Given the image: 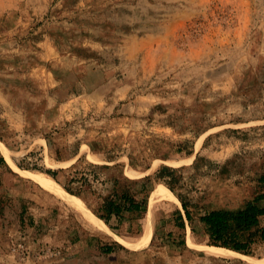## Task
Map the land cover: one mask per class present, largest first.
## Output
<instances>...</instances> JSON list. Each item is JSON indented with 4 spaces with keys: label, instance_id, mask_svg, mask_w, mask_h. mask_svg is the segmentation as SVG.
<instances>
[{
    "label": "rangeland",
    "instance_id": "374dc122",
    "mask_svg": "<svg viewBox=\"0 0 264 264\" xmlns=\"http://www.w3.org/2000/svg\"><path fill=\"white\" fill-rule=\"evenodd\" d=\"M205 1L177 25L170 14L194 0H0V141L11 159L0 151L6 161L47 175L75 165L65 179L92 181L91 190L77 196L95 215L112 191L111 177L119 178L118 189L128 185L134 193L140 184L126 179L149 175L154 189L165 185L155 177L162 165L185 167L176 192L196 203L195 217L252 198L264 172V0ZM157 32L170 37L153 43L163 47L158 54L127 41ZM178 208L171 199L151 204L152 243L132 256L143 259L138 264L264 260V242L251 260L210 259L203 248L207 234L176 228ZM147 209L125 213L121 222L112 217L113 232L129 242L139 238ZM72 213L47 214L69 238L78 234L66 225ZM17 241L25 242L22 235ZM46 245L61 255L28 260L46 264L63 256V247L48 242L28 246L36 253Z\"/></svg>",
    "mask_w": 264,
    "mask_h": 264
},
{
    "label": "crops",
    "instance_id": "0c3cea01",
    "mask_svg": "<svg viewBox=\"0 0 264 264\" xmlns=\"http://www.w3.org/2000/svg\"><path fill=\"white\" fill-rule=\"evenodd\" d=\"M206 2L205 0H194V4L189 8H179L170 15L176 18L177 25H182L196 16L198 8ZM167 39L170 40L167 34L163 33L162 35L158 32L145 35L142 38L133 37L132 35L127 36L128 42L136 41L139 50L142 49L143 45L144 48H148L144 53L156 52L157 54V50L163 47L154 46L153 43H159ZM151 66L154 67L155 64L150 65L149 68ZM2 154L0 151V158L3 157L4 154ZM3 159L5 162L0 160V264H40L23 259L10 250V244L21 235L31 249H36L40 243L47 242L64 248L65 251L62 257L46 264H138V262H143V259L138 261L132 256L142 253L150 246L152 236L147 245L129 247V245H124L113 239V237H109L103 231L85 226L79 216L56 198V195L43 188L31 177L15 170L6 161L5 156ZM53 209L58 210V215L61 218L66 215L68 210L75 214L76 217L72 215L73 213L67 215L65 220L66 225L72 226V228L75 227L78 230V234L74 238L67 237L66 232L60 230L59 219L55 221L48 217L47 214ZM42 224H45L46 227L42 228ZM176 228L180 229L177 226ZM182 229L184 232L192 234L187 221H185V228ZM138 239H133L130 242L136 244ZM104 246L108 247L109 251H104L102 249ZM258 246L259 244L256 247ZM223 256L226 255L208 254V257L212 260ZM257 260H263V258H256Z\"/></svg>",
    "mask_w": 264,
    "mask_h": 264
},
{
    "label": "trees",
    "instance_id": "16d2710c",
    "mask_svg": "<svg viewBox=\"0 0 264 264\" xmlns=\"http://www.w3.org/2000/svg\"><path fill=\"white\" fill-rule=\"evenodd\" d=\"M198 159L199 157L191 164V168L197 165ZM0 160L5 162L3 157ZM17 165L20 168L30 169L20 164ZM89 166L94 169L108 168V165L96 163H90ZM74 167L75 165L69 168L48 169L46 172L67 192L74 195H84L91 190L92 181L85 176L65 179L66 175L64 173ZM184 168L183 166L171 167L169 165H162L155 173L156 180L162 181L173 191L181 203V209L178 208L173 212L175 226L180 229L185 228V221H187L192 234L196 235L202 232L208 235L207 243L209 245L252 255L255 247L259 243L264 242V225L262 224V219L264 218V172L260 173L257 177L260 190L252 198L244 201L242 205L234 209L223 207L207 209L195 217L192 207L196 206V203L176 192V182L180 180L181 176L179 173ZM110 179L113 183L112 191L104 196L101 205L95 213L112 230H116L110 224V219L115 217L121 222L125 213L136 212L139 214L145 212L147 209V199L149 193L152 192L154 184L151 182L148 185L150 181L149 175L140 179H126V182L140 184V189L133 193L128 185H125L121 189L117 188L120 181L118 177L113 176ZM75 183L77 185H74ZM102 249L109 251L108 247L105 246Z\"/></svg>",
    "mask_w": 264,
    "mask_h": 264
},
{
    "label": "bare ground",
    "instance_id": "6f19581e",
    "mask_svg": "<svg viewBox=\"0 0 264 264\" xmlns=\"http://www.w3.org/2000/svg\"><path fill=\"white\" fill-rule=\"evenodd\" d=\"M0 149L3 151V153L7 156L8 159H11L10 151L2 145L1 141H0ZM10 162L15 170L19 171L23 175L31 177L32 179L35 180V182H38L43 188L47 189L48 191L56 195V198L61 200L63 204L76 210L79 215V218L81 219L83 224H85V226L95 229L97 231H103L107 233L109 236H112L113 239H116L118 242L124 245H129V247L131 246L140 247L147 245L149 243L152 236V226L150 219H151V204L153 202L161 199H171L176 203L180 204L179 199L173 194V192L166 185L158 184L150 193L148 211L146 214V225L144 231L139 237L138 242L134 244L127 241L122 236L114 233L112 229H110V227L100 217L96 216L90 210V208L84 203V201L79 196L67 192L51 176L39 171L22 170L12 161ZM188 243L191 245L190 241ZM203 248L205 249L206 252H208V254L210 253L213 255H239L240 257L246 258L248 260L252 259L248 255H244L242 253H238L236 251L224 247H219L214 245H204ZM257 264H264V260H257Z\"/></svg>",
    "mask_w": 264,
    "mask_h": 264
},
{
    "label": "built area",
    "instance_id": "2783aa9c",
    "mask_svg": "<svg viewBox=\"0 0 264 264\" xmlns=\"http://www.w3.org/2000/svg\"><path fill=\"white\" fill-rule=\"evenodd\" d=\"M10 250L20 256L23 259H38L48 260L61 255V249L59 247L46 245L36 253L32 252L30 247L23 241L13 242L10 245Z\"/></svg>",
    "mask_w": 264,
    "mask_h": 264
}]
</instances>
